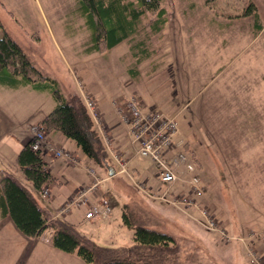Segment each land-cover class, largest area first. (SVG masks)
<instances>
[{
    "label": "rangeland",
    "instance_id": "374dc122",
    "mask_svg": "<svg viewBox=\"0 0 264 264\" xmlns=\"http://www.w3.org/2000/svg\"><path fill=\"white\" fill-rule=\"evenodd\" d=\"M77 2L78 0H26L23 8H11L14 13L0 8V22L5 30L33 56L32 59L40 68L58 80L62 79L63 83L60 81L58 84L55 81L63 95L73 92V80L69 77L66 84L64 78L67 74L64 76L63 71L48 62L52 56L49 55L50 49L47 50L44 36H56L57 49L54 54L59 61L69 50L80 49L83 36H90V32L78 12ZM160 5L166 13L163 17L164 25L159 32H151L149 25L155 17L148 15L136 34L118 46L114 53L109 55L111 58L108 56L107 60L100 59L98 67L86 75L91 79V83L99 85L104 92L110 94L116 87L113 78L119 69L115 59L118 60L124 55L127 57L125 52H128L131 58L132 51L136 54L133 58L139 59L142 64L137 66L139 71L136 74L143 79L155 77V80L148 84L150 87L151 83L156 85L152 89L160 101L157 107L163 108L160 110H163L162 112L167 109L166 114L175 118L176 136H186L184 150L195 166V174L202 190L201 196L192 198L193 201L198 198L192 207L171 204L173 200L181 202L186 199L189 193L186 181L190 175L185 174L182 167L176 170L179 180L164 186L157 179L154 165L148 159L137 155L127 166V172H131L133 168L139 170V175H133L135 182L132 183L124 173L107 177L101 159L100 165L94 162L91 164L100 177L95 189L105 194L104 199L112 212L95 227H90L89 233L81 230L99 246L129 247L133 243V232L122 223L121 212H124L132 224L165 232L175 239L178 253L173 263L199 264V246L195 238L197 234L193 230H198V233V226L207 229L206 220L200 210L206 211L215 220L218 219L221 224L216 222L219 226L222 225L228 235L227 224L221 214L230 213L237 208L234 192L239 188V185L235 186L234 183L236 170L232 171L228 167V159L224 156L221 146L224 143L221 138L214 136L220 129L223 132L227 129L229 131L230 126L229 118L217 126L215 118L218 113L213 100L214 85L221 75L229 77L230 60L260 32L264 23V0H160ZM45 20L49 24V30L46 29ZM25 36H40L41 43L33 44ZM143 42L144 45L141 44ZM44 50L48 51L47 56L43 55ZM136 62L138 65V61ZM132 67L131 72L135 66ZM81 75L83 77V74ZM171 86H174L176 92V106H170L174 96L170 93L164 94ZM75 87L77 93L68 96H79L81 99L76 84ZM30 90L22 88L12 91L0 88V168L13 174L29 188L43 206L53 212L49 203L41 198L40 192L24 179L16 162L29 127L38 125L41 119L53 110L55 104L49 93ZM141 101L146 107L151 106L144 98ZM112 116L116 115L112 113ZM98 134L100 137L104 135L116 151V144H113L103 121ZM46 135L48 138V134ZM101 141L103 143L102 138ZM121 141L129 151L128 141ZM104 148L106 149L105 146ZM111 165L119 171L113 162ZM123 194L128 196L124 204L121 199ZM51 204L53 205V201ZM66 219L76 222L73 216H67ZM214 237L216 238V235ZM242 237L236 240L241 243L239 239ZM216 243L220 244L217 238ZM230 244L236 243L232 241ZM255 244L258 255H263L264 251L259 242L255 241ZM243 245L245 247V243ZM170 261L172 262V259ZM20 264H26V260H21Z\"/></svg>",
    "mask_w": 264,
    "mask_h": 264
},
{
    "label": "crops",
    "instance_id": "0c3cea01",
    "mask_svg": "<svg viewBox=\"0 0 264 264\" xmlns=\"http://www.w3.org/2000/svg\"><path fill=\"white\" fill-rule=\"evenodd\" d=\"M24 2H26V0H0V8L3 10H11V12H13L11 8L14 6L23 8ZM45 22L47 23V20H45ZM47 28L49 30L48 23L46 24V29ZM10 37L21 47L36 69L48 78L54 81L56 80L58 84L60 81L63 83L62 79L58 80V78L49 75L48 72L40 68L32 59L33 56L30 55V53H28L14 37ZM25 37L26 39H30L33 44H35V42L41 43L42 39L40 36ZM44 39L47 43V50L50 49L49 55L52 56L48 59V62L58 70L63 71L64 76L65 74L69 75L67 78V75L65 76V83L68 84L69 77L73 80L72 73H74L77 78L81 80L84 89L95 99L101 114V120L103 121L113 144H116V151L112 148L111 149L122 160H124L128 166L132 160L135 159L137 154L131 146H129V151L123 146L121 139L128 141V138H126L124 125L116 115L113 101H115V99L119 101L127 93L134 92L141 98L140 100L144 98L151 104V106L146 107L141 101L145 110L163 109L157 107L159 104L158 102L160 101L156 97L154 89H152L156 85H152L151 83L150 87L148 84V82L154 81L155 77L150 79L149 77L145 79H143L142 76L139 77L136 72L139 71L137 66L142 65L141 61L139 60L137 65L136 58L134 59L133 55L131 58V55L128 52H125L128 54L127 57L124 55L122 58L119 57L118 60L115 59V62L119 64V69L113 78L116 87L110 94L106 93L99 85L97 86L91 83V79H89L86 74L91 70H94L95 67H98L97 65L98 61H101L100 59L107 60V57L111 53H114L113 51H115L118 46L122 45L125 40L111 49H105L101 52H88L86 49L89 46L91 37L83 36L79 45L80 49L76 51L69 50L67 55H63L65 58L62 57V59H60L61 61H59L54 54L57 49L56 36H44ZM47 50L43 51L44 56H47ZM45 58L47 59V57ZM53 59H55L54 62L51 61ZM44 62H46L45 59ZM63 62L64 64H62ZM132 65L135 66L133 72L130 71L133 68ZM171 69L175 71L173 67H171ZM229 71V77L224 76L223 74V76L221 75V77L217 78L218 81L215 82L213 96L218 113L215 118L217 126H219L224 119L229 118V131L227 129L223 132L221 131L222 129H220L214 133V136L216 138H221V141L224 143V145L221 146L224 150V156L228 159V167L232 171L236 170V182L234 181V183L236 184L235 186L239 185V188L235 190L234 196L236 197L235 200L238 209L235 208L230 213H223L221 216L222 218L224 217L227 224L226 228L229 232L228 235L230 237L238 238L246 236L249 232L259 233L264 230V23L262 24V28L257 37L251 43H246V45H244L230 60ZM81 74H83V77ZM72 82L74 85L73 92L68 94L69 96L73 95L74 92L77 93L74 80ZM173 87L174 86L167 88L164 94L170 93L171 96L176 95ZM0 88L12 91L22 88L31 89L29 86L9 88L2 85H0ZM30 91L36 93H48L35 91L33 89ZM103 93L106 95L103 96ZM68 95H64V97L67 99L70 98ZM118 98L120 99L118 100ZM177 104L176 96H174L170 106H176ZM181 104L183 103H180V105ZM164 112L166 113L167 109H165ZM112 113L116 116H112ZM41 121L38 124H40ZM29 139L30 134L28 130L25 139L22 142V147L29 142ZM47 139L54 147L72 153L78 161L75 165L68 164L64 160L53 158L51 153H46L42 157L45 162V169L52 176V183L47 186L50 191V199L46 201L53 209V212H50L45 206H43L35 198L29 188L23 184L34 196L38 205L50 216L54 217L55 210L60 206H63L78 189L82 187L89 188L88 186L92 184L93 178H91L87 169H94L91 167L93 161L83 155L74 143L67 140L59 133L50 132L48 133ZM185 148L186 136L177 135L175 138L174 149L169 154L173 155L177 151H184L186 153L184 150ZM106 151V154L104 153V156L102 157V167L105 169L107 177H113L114 175H118L119 171H116L114 166L111 165V162H113L116 167L119 168V166L111 156L112 154L108 150ZM0 170L3 169L0 168ZM110 170H114V175H108ZM129 174L132 176L134 174L139 175V170L133 168ZM95 175L100 178L96 172ZM96 191L93 190L87 193V199L90 203L95 204L98 203L100 199H104L105 194L103 195L99 189ZM121 199L124 204L125 201H127L128 196H121ZM52 201L54 206L51 204ZM54 201L56 203H54ZM74 209L75 210H71L70 213L62 219L76 228L81 235L86 237L82 233V230L89 233L91 231L90 227H95L97 223L101 222V219L86 220L84 217L86 213L85 207H75ZM70 215L76 219V222L66 219L67 216L71 217ZM218 222L221 224L219 220ZM83 228H85L86 231ZM198 228H200L198 233V230H193V232L197 234L195 238L197 239V244L199 246V264H251L247 258L246 251L244 250V245L238 240L223 241L218 233L207 229L205 230L200 226H198ZM190 231L192 230L190 229ZM215 235L220 244L216 243ZM232 241L236 244H230ZM16 251L18 252L16 253ZM261 256L264 259V253ZM0 260V264H20L21 260H26V264H86L77 255L65 253L56 249L51 243V234L49 231H45L38 238L28 239L15 228L9 216H2L1 214Z\"/></svg>",
    "mask_w": 264,
    "mask_h": 264
},
{
    "label": "trees",
    "instance_id": "16d2710c",
    "mask_svg": "<svg viewBox=\"0 0 264 264\" xmlns=\"http://www.w3.org/2000/svg\"><path fill=\"white\" fill-rule=\"evenodd\" d=\"M77 7L90 32L88 52L115 47L136 34L148 15L155 17L149 26L152 33H157L164 25L166 13L160 0H78ZM0 85L9 88L29 86L35 91L48 92L55 107L40 123L46 134L59 133L91 161L101 164L107 151L79 96L65 98L57 83L34 67L1 22ZM42 155L40 151H33L28 142L16 158L24 179L38 191L52 183ZM0 214L9 216L15 228L28 239L49 231L56 249L75 254L86 264H175L173 259L178 253V245L171 235L136 226L124 212L122 223L132 230L133 244L127 248L99 246L63 219L50 216L29 190L4 170H0Z\"/></svg>",
    "mask_w": 264,
    "mask_h": 264
},
{
    "label": "built area",
    "instance_id": "2783aa9c",
    "mask_svg": "<svg viewBox=\"0 0 264 264\" xmlns=\"http://www.w3.org/2000/svg\"><path fill=\"white\" fill-rule=\"evenodd\" d=\"M75 84L80 92L84 107L90 116L92 122L96 125L98 131L101 130V116L97 104L94 99L85 91L81 82L75 78ZM113 106L116 115L120 118L125 126L126 136L135 153L141 157L149 159L156 167L157 178L164 186L172 185L179 180L176 170L181 166L184 172L190 175L186 181L188 194L186 199L181 202L171 201L172 205L183 204L192 207L196 199L201 196V188L199 187V178L195 174V166L190 161L187 155L182 151H177L173 155L169 153L174 149L175 138L177 134V123L173 116L167 115L159 110H144V107L135 94H128L121 101H113ZM30 133V148L33 151H40L42 154L51 153L53 158L62 159L69 164H77L76 157L65 150L54 147L46 139L45 130L41 126H32L29 129ZM106 149L112 154L113 159L119 166V172L125 173L129 179L134 182L131 175L127 173L126 162L111 150V144L101 135ZM87 172L93 178L92 184L87 187L78 189L72 197L55 212L56 217L63 218L68 215L71 209L75 207H85V219L96 220L106 218L110 215L111 209L106 199H100L98 203H90L87 199V193L93 191L98 186L99 178L95 175L94 170L88 168ZM138 186L137 183H135ZM41 196L48 199L50 196L48 188L41 190ZM164 197V196H162ZM195 198L193 201L192 198ZM170 202V201H169ZM197 207V206H196ZM201 215L206 220L207 230L219 234L222 239L236 240L234 237L227 235L216 222L214 217H210L204 210H200ZM241 243H245L246 255L251 264H264L262 256L258 255L254 247V241H258L261 248L264 250V230L259 233L249 232L245 237L239 239Z\"/></svg>",
    "mask_w": 264,
    "mask_h": 264
},
{
    "label": "water",
    "instance_id": "95a60500",
    "mask_svg": "<svg viewBox=\"0 0 264 264\" xmlns=\"http://www.w3.org/2000/svg\"><path fill=\"white\" fill-rule=\"evenodd\" d=\"M108 175H109V176L114 175V170H110V171L108 172Z\"/></svg>",
    "mask_w": 264,
    "mask_h": 264
}]
</instances>
